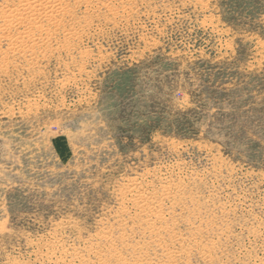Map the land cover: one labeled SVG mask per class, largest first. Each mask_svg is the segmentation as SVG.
<instances>
[{
  "label": "rangeland",
  "instance_id": "1",
  "mask_svg": "<svg viewBox=\"0 0 264 264\" xmlns=\"http://www.w3.org/2000/svg\"><path fill=\"white\" fill-rule=\"evenodd\" d=\"M0 264H264V0H0Z\"/></svg>",
  "mask_w": 264,
  "mask_h": 264
},
{
  "label": "bare ground",
  "instance_id": "2",
  "mask_svg": "<svg viewBox=\"0 0 264 264\" xmlns=\"http://www.w3.org/2000/svg\"><path fill=\"white\" fill-rule=\"evenodd\" d=\"M42 12V11H41Z\"/></svg>",
  "mask_w": 264,
  "mask_h": 264
}]
</instances>
